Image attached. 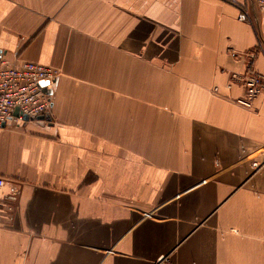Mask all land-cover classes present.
<instances>
[{
	"label": "crops",
	"instance_id": "0c3cea01",
	"mask_svg": "<svg viewBox=\"0 0 264 264\" xmlns=\"http://www.w3.org/2000/svg\"><path fill=\"white\" fill-rule=\"evenodd\" d=\"M243 5L0 0V55L60 72L49 122L0 130V264H264V93L228 89L264 48Z\"/></svg>",
	"mask_w": 264,
	"mask_h": 264
},
{
	"label": "built area",
	"instance_id": "2783aa9c",
	"mask_svg": "<svg viewBox=\"0 0 264 264\" xmlns=\"http://www.w3.org/2000/svg\"><path fill=\"white\" fill-rule=\"evenodd\" d=\"M230 4L237 2L240 16L239 21L252 23L249 11L244 7L246 0H219ZM257 11L264 13V0H252ZM264 53L262 45L259 51L248 55L246 71L242 74L231 75L228 89L233 85H240L244 89V96L236 102L238 105L252 109L254 101L264 93V75L252 68L253 61L258 54ZM60 72L52 67L33 62H11L0 55V130L7 123L19 125L25 123L24 117L36 121L37 118L50 117L53 100L50 95ZM19 110V116L14 113ZM258 170L260 165L254 163ZM5 187V180L0 178V191Z\"/></svg>",
	"mask_w": 264,
	"mask_h": 264
},
{
	"label": "water",
	"instance_id": "95a60500",
	"mask_svg": "<svg viewBox=\"0 0 264 264\" xmlns=\"http://www.w3.org/2000/svg\"><path fill=\"white\" fill-rule=\"evenodd\" d=\"M14 116L15 117H18L19 116V110H16L15 111ZM50 119H51L50 117H43V116H41V117H39V118L36 119V122H43V123L44 122H49ZM24 121L25 122H30V121H33V120H30L28 117L25 116L24 117Z\"/></svg>",
	"mask_w": 264,
	"mask_h": 264
},
{
	"label": "trees",
	"instance_id": "16d2710c",
	"mask_svg": "<svg viewBox=\"0 0 264 264\" xmlns=\"http://www.w3.org/2000/svg\"><path fill=\"white\" fill-rule=\"evenodd\" d=\"M230 4L235 5V6H240L239 3L237 2H231Z\"/></svg>",
	"mask_w": 264,
	"mask_h": 264
}]
</instances>
